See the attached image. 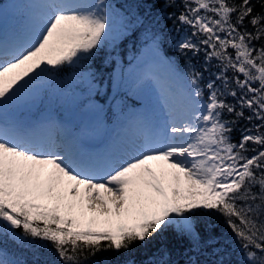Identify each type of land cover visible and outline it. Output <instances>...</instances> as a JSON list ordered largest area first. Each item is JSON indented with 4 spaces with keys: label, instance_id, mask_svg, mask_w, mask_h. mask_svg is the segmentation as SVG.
I'll use <instances>...</instances> for the list:
<instances>
[{
    "label": "snow or ice",
    "instance_id": "1",
    "mask_svg": "<svg viewBox=\"0 0 264 264\" xmlns=\"http://www.w3.org/2000/svg\"><path fill=\"white\" fill-rule=\"evenodd\" d=\"M141 6L0 0V264H264V0Z\"/></svg>",
    "mask_w": 264,
    "mask_h": 264
},
{
    "label": "trees",
    "instance_id": "2",
    "mask_svg": "<svg viewBox=\"0 0 264 264\" xmlns=\"http://www.w3.org/2000/svg\"><path fill=\"white\" fill-rule=\"evenodd\" d=\"M140 2L141 3V8H140V12L141 14L144 13L145 8L148 4L152 3V0H128V3H137ZM8 5H5V8H7ZM162 7V3L161 4H156L153 8L152 11L156 12L157 10H159ZM167 11L171 12L172 9H167ZM167 24V26L169 28H171V21H166L165 22ZM133 44H136L137 47H139V44L135 41V40H129L126 42V46H122L120 49H118V51L126 53V61H129L130 63L133 61V55H135L136 53L133 50ZM176 59H180L181 64L183 63L182 58L176 56L174 57ZM97 64L100 66V70L103 73L104 76V81H105V85H108V76L112 75L113 72L116 69H120V65H116L115 67L102 63L100 60L97 61ZM238 135V133L236 134ZM227 234V233H226ZM160 246H167L168 249L172 252V258L173 259H182V257L180 256V253L184 250V248L187 246V242L184 240H180L177 237H175L172 234H165V236L157 241L152 242V244L150 245V247L152 249H155L156 247H160ZM43 255L45 257H47V253H43ZM143 253H139L137 255V258H139V256H142ZM114 258V255L111 253H99L97 255V257H94L93 259L95 260H99V261H103L105 259H112Z\"/></svg>",
    "mask_w": 264,
    "mask_h": 264
},
{
    "label": "rangeland",
    "instance_id": "3",
    "mask_svg": "<svg viewBox=\"0 0 264 264\" xmlns=\"http://www.w3.org/2000/svg\"><path fill=\"white\" fill-rule=\"evenodd\" d=\"M9 7V6H8ZM7 7V8H8ZM150 62V58L145 57L143 62L141 61H136L135 65H132L130 63V66L128 67V72L129 73H133V75L131 77H129L126 80L127 84H130L133 82V80L136 78V76H138L141 72H143L145 70V66ZM135 68V71H133V69ZM121 69H116L113 74L116 73H120ZM154 86L149 82L146 83L143 88H142V92L141 95L144 98V101L149 103L150 105L155 104L156 101V91L153 90ZM155 99V100H154ZM79 114L77 116L76 119H79Z\"/></svg>",
    "mask_w": 264,
    "mask_h": 264
},
{
    "label": "water",
    "instance_id": "4",
    "mask_svg": "<svg viewBox=\"0 0 264 264\" xmlns=\"http://www.w3.org/2000/svg\"><path fill=\"white\" fill-rule=\"evenodd\" d=\"M71 115L73 116V118H77V116H78V113L77 112H75V111H73L72 113H71Z\"/></svg>",
    "mask_w": 264,
    "mask_h": 264
},
{
    "label": "bare ground",
    "instance_id": "5",
    "mask_svg": "<svg viewBox=\"0 0 264 264\" xmlns=\"http://www.w3.org/2000/svg\"><path fill=\"white\" fill-rule=\"evenodd\" d=\"M153 90H154V91H156V89H155V88H153ZM155 95H156V94H155ZM154 100H155V99H154Z\"/></svg>",
    "mask_w": 264,
    "mask_h": 264
}]
</instances>
